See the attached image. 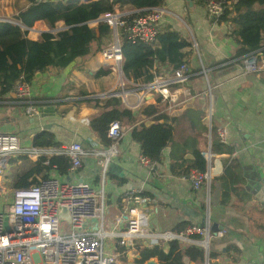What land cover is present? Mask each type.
<instances>
[{
    "label": "crops",
    "instance_id": "1",
    "mask_svg": "<svg viewBox=\"0 0 264 264\" xmlns=\"http://www.w3.org/2000/svg\"><path fill=\"white\" fill-rule=\"evenodd\" d=\"M25 6L24 0H1L0 20H17L16 15ZM162 6L167 12L159 22L160 31H177L189 42L183 49L188 78L171 84L169 89L173 99L181 101L188 97L189 100L164 111L175 116L176 131L173 140L162 150L161 159L155 162L153 170L149 169L141 161L140 143L131 137L133 126H127L109 160L104 180L100 163L104 155L87 156L74 173H54L63 180L84 179L97 189H102L103 183L104 229L109 233L104 239V249L116 253L120 264H137L141 250L155 246L145 245L150 244L146 238L120 244L119 235L128 224L126 218L118 222L128 207L124 198L137 190L145 199L140 206L147 213L152 231L178 232V228L209 223V252L204 249L206 256L202 264H264V46L253 52L259 69L242 74L247 56H236L239 44L230 26L218 23L210 15L207 4L198 0H164ZM262 7L255 5L257 9ZM63 27L64 22L60 21L58 28ZM47 31L52 30L43 21H37L28 28L27 37L38 39ZM108 43L101 49L94 43L91 54L77 58L65 68L50 67L37 72L31 81V101L35 107L32 115L25 113L27 102L11 91L10 100L0 103V131H13L24 145H33L34 136L46 130L61 145L80 143L84 147L107 148L89 125L90 119L102 110L86 100L121 96L116 92L118 81L112 71L106 76H96L100 68L110 69L102 63V51ZM174 64L168 59L157 60V78L171 79L176 69ZM125 93L122 100L133 110L141 105H157L161 110L168 103H157V97H162L158 92L143 95L140 89L132 88ZM210 108L212 117L206 119ZM143 119L150 120L145 116ZM223 126L229 132L228 143L213 145L212 130L217 133ZM215 137L218 143V133ZM198 149L203 156L211 152L207 160L211 178L195 188L190 175L176 172L185 166L182 161L192 159ZM226 162L232 165L238 183L224 201L222 183L217 179L224 174ZM160 246L164 248V242ZM210 252L213 255L209 256ZM150 259L161 264L157 257ZM183 260L185 264H201L188 257Z\"/></svg>",
    "mask_w": 264,
    "mask_h": 264
},
{
    "label": "trees",
    "instance_id": "2",
    "mask_svg": "<svg viewBox=\"0 0 264 264\" xmlns=\"http://www.w3.org/2000/svg\"><path fill=\"white\" fill-rule=\"evenodd\" d=\"M24 2L26 6L19 10L17 20L28 28L37 21H43L52 31L42 33L38 39H31L20 25L0 20V103L10 100L9 93L21 77L31 82L37 72L50 67L65 68L77 58L91 54L94 43L99 49L107 44L111 37V26L104 21L91 26L90 21L124 8L132 11L127 17H133L144 9L162 6L164 0H24ZM208 2L209 0H198V3L204 5H208ZM256 4L263 7L257 9ZM213 18L218 23L230 26L231 34L239 44L236 56H248L264 46V0H223L222 14ZM60 21L64 22L63 28H58ZM158 42L157 46H153L121 38L122 70L133 85L151 83L157 78L159 74L157 60L168 59L175 63V68L183 62L185 56L183 49L189 46V42L177 31L170 29L161 31ZM110 72V69L100 68L96 76H106ZM162 101V97L158 96L157 103L160 104ZM86 102H94L95 106L102 110L100 114L90 119L89 125L104 146L113 143V139L108 135V129L110 123L115 120L121 122L123 129L133 126L130 130L132 139L140 143L142 155L153 162L161 159L162 150L175 136V116L168 112H159L160 108L157 105H141L137 110H133L124 104L121 96L117 95L88 99ZM144 116L153 122L147 125ZM215 136L217 133L213 129L212 144L222 145L220 140L217 143ZM33 145L58 147L61 144L52 132L43 130L34 136ZM193 155L192 159L182 161L185 166L177 172L175 169L174 171L182 176H189L194 169L207 171L208 162L202 151L195 150ZM23 157L30 165L12 175L13 188L29 187L40 179L49 177L53 172L67 175L71 166V159L65 155L43 156L37 161H32L27 156ZM217 180L222 183L223 200L227 201L232 187L238 183L237 174L232 170L231 164L225 163L224 174ZM181 230L177 229L178 232ZM211 255L213 254L210 252L209 256ZM140 256L137 264H144L152 257H157L161 264H185L184 257L202 264L206 253L199 245L182 246L180 241L173 240L169 242L168 251L160 245L146 246L141 250Z\"/></svg>",
    "mask_w": 264,
    "mask_h": 264
},
{
    "label": "built area",
    "instance_id": "3",
    "mask_svg": "<svg viewBox=\"0 0 264 264\" xmlns=\"http://www.w3.org/2000/svg\"><path fill=\"white\" fill-rule=\"evenodd\" d=\"M208 10L212 17H218L223 12V0H209ZM132 11H116L105 14L90 21L95 26L100 21L107 22L114 37L102 51V63L111 70L122 68L123 54L121 38L130 41H141L155 46L160 34L159 22L167 12L163 6L144 9L133 17H127ZM6 22L20 25L28 32V27L19 20L8 19ZM257 57L254 53L248 55L243 64L242 74L258 70ZM189 67L183 61L174 71L171 79L156 78L153 82L138 85L144 94L158 92L163 101H168L160 112L185 104L189 98L177 100L172 98L169 86L185 82ZM133 83V82H132ZM15 97L24 102L25 113L32 115L35 107L32 104L31 82L21 77L12 89ZM212 117V109H208L205 118ZM120 121L110 123L108 135L113 143L107 148L96 146L84 147L80 143L65 144L58 147H37L24 145L18 134L0 131V264H120L116 253L104 249V239L108 232L105 223V195L102 189H97L86 180L68 181L60 179L55 173L40 179L39 182L24 188H13L7 193L4 180L5 168L12 157L27 156L37 161L43 156L65 155L71 159L70 173L76 172L84 158L92 155H104L100 160L104 180L110 158L115 154L117 142L125 134ZM222 143H228L229 132L226 126L217 129ZM206 160H210L211 152H205ZM141 161L151 170L155 162L142 156ZM210 171L192 170L190 179L195 188L209 182ZM128 203L124 216L118 222L127 219V227L120 233V244L136 239L146 238L145 245H160L163 242L178 240L203 247L209 252L211 231L206 225H189L179 232H155L149 228V220L145 209L140 206L144 202L141 191H131L124 198ZM66 207L71 216V222L60 218L59 213ZM96 220V222L94 221Z\"/></svg>",
    "mask_w": 264,
    "mask_h": 264
},
{
    "label": "rangeland",
    "instance_id": "4",
    "mask_svg": "<svg viewBox=\"0 0 264 264\" xmlns=\"http://www.w3.org/2000/svg\"><path fill=\"white\" fill-rule=\"evenodd\" d=\"M122 10H127V9H122ZM104 16V15H103ZM114 37L112 36V32H111V37L109 39V43L111 44L113 41ZM116 78H117V89L116 92L117 94H120L121 96L126 97V91L131 90L132 88H137V90L140 88L138 85H133L132 81L127 79V77L123 74H120L118 70H111ZM125 91V92H124ZM123 92V93H122ZM5 132H13V131H5ZM26 139H29V135L25 134ZM30 165V162L28 160H26L25 157H12L8 164L7 167L5 168V173H4V180L6 183V190L7 193L10 194L12 191V186H11V178L12 175H14L17 171L22 170L25 167H28ZM54 173V172H53ZM3 198H0V202H2Z\"/></svg>",
    "mask_w": 264,
    "mask_h": 264
},
{
    "label": "water",
    "instance_id": "5",
    "mask_svg": "<svg viewBox=\"0 0 264 264\" xmlns=\"http://www.w3.org/2000/svg\"><path fill=\"white\" fill-rule=\"evenodd\" d=\"M121 72L123 73V70L121 68ZM111 95V94H110ZM109 96V95H108ZM147 125L151 124L152 121L147 120L145 122ZM80 180H84V179H80ZM59 216L61 219L66 220L68 222H71V216L70 213L68 211V209L66 207H63L59 213ZM96 222V220H94ZM169 249V242H164V250L168 251ZM208 251V250H207ZM209 254V253H208ZM145 264H156V262L152 259H149Z\"/></svg>",
    "mask_w": 264,
    "mask_h": 264
}]
</instances>
